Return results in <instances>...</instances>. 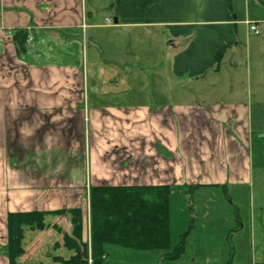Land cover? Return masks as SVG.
Instances as JSON below:
<instances>
[{
    "label": "crops",
    "instance_id": "1",
    "mask_svg": "<svg viewBox=\"0 0 264 264\" xmlns=\"http://www.w3.org/2000/svg\"><path fill=\"white\" fill-rule=\"evenodd\" d=\"M235 18L238 42L232 50L237 53L241 37L250 45L249 38L239 35L240 23L249 29L248 22L259 18L250 16V11L244 19ZM86 21L80 0H0V217L4 245L10 211L79 206L91 186L101 185L92 184V176L96 182L107 174L109 163L104 153L120 145L126 146L133 159L142 152L144 183L184 186L185 190L189 184H200L196 189L222 186L226 190L256 186L255 173L260 172L256 165L259 167L264 157L249 150L258 127L245 99L204 104L195 94L192 102L178 98L163 106L88 109L83 66L88 61ZM19 31L26 32L30 40L24 51L18 50L14 37ZM220 66L212 70H220ZM234 87V83L229 87L230 96L239 94L233 95ZM27 112L31 119L25 124ZM26 126L34 133L24 137ZM80 136L97 144L92 146L93 158L108 163L106 170L91 176L86 163L78 162L81 157L70 158L69 151L76 148ZM71 159L76 161L69 162ZM137 163L129 160L127 167L134 170ZM154 166L157 173L147 174L146 168ZM137 182L125 185L143 184ZM250 222L255 244L256 229L264 233V202L252 205ZM241 228H246L245 220ZM249 264H264V245L254 248Z\"/></svg>",
    "mask_w": 264,
    "mask_h": 264
},
{
    "label": "rangeland",
    "instance_id": "2",
    "mask_svg": "<svg viewBox=\"0 0 264 264\" xmlns=\"http://www.w3.org/2000/svg\"><path fill=\"white\" fill-rule=\"evenodd\" d=\"M112 2L113 0H80L81 7L87 13L88 23V29H85L88 61L83 65L86 71L85 105L88 109L91 110L94 106L128 107L139 104L163 106L178 98L183 102H192L197 94L203 98L204 104L233 98L245 99L244 102L252 111L253 124L258 127L249 150L257 157H264V32L257 35L249 31L244 23H240L239 35L249 38V47L241 37L238 52L234 53L232 47L228 48L220 70H210L197 79L188 75L177 76L174 73L175 55L187 46L190 38L173 36L164 23H124L119 20L115 24L114 19L118 15ZM232 2L238 21L246 17V11H250V16L259 18L253 21L264 22V5L258 1ZM91 23L96 25H90ZM232 83L235 84L232 93H239L237 96H230L229 87ZM89 116L90 124L94 123L93 114ZM23 118L26 120L25 124L29 123L31 113H24ZM23 130L24 137L26 133H34L29 126ZM71 130L74 133V128ZM21 138L22 136L19 141ZM78 140L76 148L69 151L70 158L81 157L78 162L86 163L87 173L91 176L93 172L97 174L106 170L109 163L107 174L96 182L92 176V184L109 182L119 185L138 181L142 185H151L142 181L145 169L142 166L143 159H139L142 157L141 151L137 159H133L128 157L126 146H116L108 149L107 154L104 153L106 162L108 161L105 164L103 160H94L92 146L97 147V144H93L92 138L84 139V136H80ZM53 146L60 145L54 143ZM129 160L140 163L135 164V169L132 170L127 167ZM68 161L73 163L76 160ZM260 163L259 167L256 165L260 172L255 173L254 187L230 186L226 190L222 186H215L196 189L201 185L189 184L186 190L184 186L180 189L172 188L169 250L174 251L181 237L186 234L185 250L176 259L165 258L166 251L161 249L143 250L107 244L106 256L101 264H194L225 262L230 258L249 264L254 248L264 245V233L259 228L256 229L254 244L250 222L252 205L258 206L264 202V160ZM148 172L155 175L157 170L155 166L147 167L146 173ZM85 197L83 194L79 206L84 210V236H87L89 197L88 200ZM50 219L60 220L64 227L70 228L66 218ZM244 220L246 228L242 229ZM3 223L0 217V264L8 260ZM61 239L62 234L52 227L44 231L28 230L26 252L20 258V263L61 264L54 260V256L69 257L72 253L66 247H55L56 241Z\"/></svg>",
    "mask_w": 264,
    "mask_h": 264
},
{
    "label": "trees",
    "instance_id": "3",
    "mask_svg": "<svg viewBox=\"0 0 264 264\" xmlns=\"http://www.w3.org/2000/svg\"><path fill=\"white\" fill-rule=\"evenodd\" d=\"M264 5V0H256ZM112 7L124 23H164L173 36L189 37L187 46L174 58V73L192 78L218 69L226 50L238 42L232 0H113ZM19 51L25 50L27 33L15 34ZM170 185L91 186L87 236L85 215L80 206L53 210L10 211L7 215L6 255L8 264H22L26 232L54 228L62 239L55 247L72 251L69 257L54 256L61 264H101L105 246L165 250V258L176 259L185 250L184 234L174 251L170 249ZM66 218L67 229L60 220ZM194 264H242L225 262Z\"/></svg>",
    "mask_w": 264,
    "mask_h": 264
},
{
    "label": "built area",
    "instance_id": "4",
    "mask_svg": "<svg viewBox=\"0 0 264 264\" xmlns=\"http://www.w3.org/2000/svg\"><path fill=\"white\" fill-rule=\"evenodd\" d=\"M250 29L255 34H261L262 32H264V23H259V22L250 23ZM27 41H29V38L27 39Z\"/></svg>",
    "mask_w": 264,
    "mask_h": 264
},
{
    "label": "water",
    "instance_id": "5",
    "mask_svg": "<svg viewBox=\"0 0 264 264\" xmlns=\"http://www.w3.org/2000/svg\"><path fill=\"white\" fill-rule=\"evenodd\" d=\"M114 21H115V23H118L119 22V17L118 16L115 17Z\"/></svg>",
    "mask_w": 264,
    "mask_h": 264
}]
</instances>
